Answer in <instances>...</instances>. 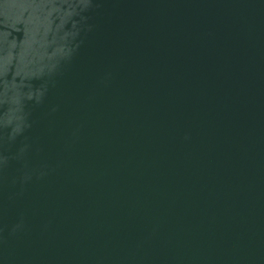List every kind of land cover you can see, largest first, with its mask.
Returning <instances> with one entry per match:
<instances>
[{"label": "water", "instance_id": "1", "mask_svg": "<svg viewBox=\"0 0 264 264\" xmlns=\"http://www.w3.org/2000/svg\"><path fill=\"white\" fill-rule=\"evenodd\" d=\"M0 264H264V0H0Z\"/></svg>", "mask_w": 264, "mask_h": 264}]
</instances>
